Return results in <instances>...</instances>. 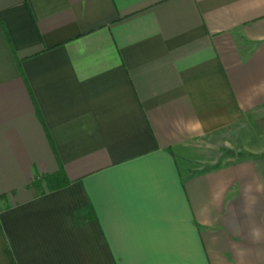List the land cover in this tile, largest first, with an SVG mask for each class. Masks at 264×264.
<instances>
[{
  "label": "crops",
  "instance_id": "crops-1",
  "mask_svg": "<svg viewBox=\"0 0 264 264\" xmlns=\"http://www.w3.org/2000/svg\"><path fill=\"white\" fill-rule=\"evenodd\" d=\"M0 264H264V0H0Z\"/></svg>",
  "mask_w": 264,
  "mask_h": 264
},
{
  "label": "rangeland",
  "instance_id": "rangeland-1",
  "mask_svg": "<svg viewBox=\"0 0 264 264\" xmlns=\"http://www.w3.org/2000/svg\"><path fill=\"white\" fill-rule=\"evenodd\" d=\"M242 136H244L243 126L236 127L233 132L224 131L223 133L207 136L202 141H197V145L190 150L191 155L186 157L185 160L188 165L193 167L201 160L209 158L210 162L215 159L217 154L232 152L231 149L235 148L237 139H241Z\"/></svg>",
  "mask_w": 264,
  "mask_h": 264
},
{
  "label": "trees",
  "instance_id": "trees-1",
  "mask_svg": "<svg viewBox=\"0 0 264 264\" xmlns=\"http://www.w3.org/2000/svg\"><path fill=\"white\" fill-rule=\"evenodd\" d=\"M62 173H57L52 176H45V177H40L36 180L33 181L32 186L34 187H39L43 183L46 184L47 190H53L55 189L58 184H62L64 182Z\"/></svg>",
  "mask_w": 264,
  "mask_h": 264
}]
</instances>
